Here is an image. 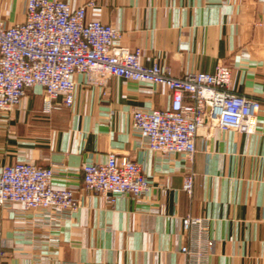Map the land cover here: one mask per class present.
Here are the masks:
<instances>
[{"label":"crops","instance_id":"1","mask_svg":"<svg viewBox=\"0 0 264 264\" xmlns=\"http://www.w3.org/2000/svg\"><path fill=\"white\" fill-rule=\"evenodd\" d=\"M66 1L78 7L91 0ZM94 1L87 19L120 30L121 43L141 48L145 64L175 77L225 64L235 91L264 99V0ZM25 12V0H0L7 24L22 22ZM75 80L71 109L43 115L37 87L0 113V168L31 161L58 168L55 188L81 186L83 164L105 163L114 152L141 162L152 191L112 205L79 189L81 207L61 226L20 204L0 207V264H191L182 253L190 245L187 216L211 222L215 244L203 246V264H264V104L254 134L200 129L190 197L184 158L139 147L132 128V112L170 106V90L117 77L101 86L79 74Z\"/></svg>","mask_w":264,"mask_h":264},{"label":"built area","instance_id":"2","mask_svg":"<svg viewBox=\"0 0 264 264\" xmlns=\"http://www.w3.org/2000/svg\"><path fill=\"white\" fill-rule=\"evenodd\" d=\"M22 22L0 20V113L19 107L28 94L42 89L43 115L71 109L78 83L85 77L89 86L104 85L117 77L130 82L164 85L172 93L164 109H135L132 128L141 148L170 159L180 155L190 166L183 189L194 190L196 139L200 129H218L254 134L264 99L247 96L232 88V70L220 64L213 72H190L175 77L168 68L143 62V50L121 43L122 33L99 20H88L87 10L96 5L72 7L66 0H25ZM264 32V20L260 24ZM81 186L55 188V167L21 162L0 168V207L15 204L61 226L80 209L79 189L93 192L108 204L121 198L140 200L152 191V183L140 161L110 153L105 163L86 162ZM165 194L166 191L163 190ZM19 215V214H18ZM24 216L23 214L19 215ZM190 245L182 253L191 264H203L214 247L211 222L205 218H183Z\"/></svg>","mask_w":264,"mask_h":264}]
</instances>
